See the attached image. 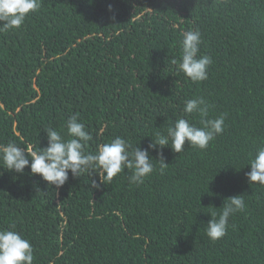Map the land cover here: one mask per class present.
<instances>
[{
	"label": "trees",
	"instance_id": "1",
	"mask_svg": "<svg viewBox=\"0 0 264 264\" xmlns=\"http://www.w3.org/2000/svg\"><path fill=\"white\" fill-rule=\"evenodd\" d=\"M190 29L212 59L199 83L172 63ZM197 96L209 118L225 117L223 133L204 150L165 147L163 172L150 150L143 184H129V170L99 188L97 174L69 173L57 189L0 168V229L16 225L34 264H264V186L245 175L264 144V0H41L0 32V143L38 151L46 127L78 115L93 137L86 151L116 136L147 148ZM235 195L246 207L213 242L207 213Z\"/></svg>",
	"mask_w": 264,
	"mask_h": 264
},
{
	"label": "clouds",
	"instance_id": "2",
	"mask_svg": "<svg viewBox=\"0 0 264 264\" xmlns=\"http://www.w3.org/2000/svg\"><path fill=\"white\" fill-rule=\"evenodd\" d=\"M40 7L41 0H0V32L21 28L28 16L36 13ZM201 43L199 29L183 32L180 57L172 60L176 71L183 73L193 83L208 79V67L212 63L210 56L200 54ZM209 110L210 105L204 97L188 98L184 101L182 115L169 120L163 132L157 131L148 136L151 141L147 148H141L139 144L133 146L125 138L116 136L110 142L98 145L95 152L86 151L93 137L79 116L71 115L64 125L65 130L53 127L43 130L47 145L40 147L38 151L32 146L21 147L14 141L0 143V168L19 175L25 174V169L28 168L29 175H38L47 182L48 187L55 186L57 189L67 182L69 173L73 178L85 174L90 177L95 173L99 177V183L92 180L91 186L99 188L100 184L111 182L125 170L130 171L127 177L129 184L140 185L154 171L150 150L160 153L158 161L160 171L163 172L168 166L161 151L165 147H170L174 153L179 154L185 150L187 142L191 148L204 150L216 136L223 133L225 117L221 115L209 118ZM193 115L199 116V126L188 118ZM247 165L250 166V171L245 175L249 184L264 186V144L257 148ZM245 207L242 195L226 198L218 212L207 213L210 219L205 227L206 236L213 242L223 238L227 233L230 217L244 211ZM34 259L31 241L16 230L14 223L0 229V264H34Z\"/></svg>",
	"mask_w": 264,
	"mask_h": 264
}]
</instances>
